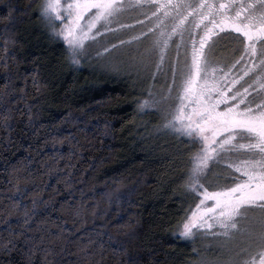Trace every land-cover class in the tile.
I'll list each match as a JSON object with an SVG mask.
<instances>
[{
    "label": "trees",
    "instance_id": "trees-1",
    "mask_svg": "<svg viewBox=\"0 0 264 264\" xmlns=\"http://www.w3.org/2000/svg\"><path fill=\"white\" fill-rule=\"evenodd\" d=\"M9 4L27 13H14V26L6 18ZM39 5L0 0V57L9 65L6 70L0 59V234L8 235L6 219L21 230L25 208L16 207L19 201L29 212L45 214L34 218L37 223L63 229L66 242L55 249H66L65 264H116L110 245L117 242L146 262L192 264L198 251L177 233L196 201L186 178L189 145L184 141L174 151L182 139L175 136L163 146L151 143L149 135L165 129L151 109L140 111L143 91L123 75L73 63L64 41L41 19ZM5 28L15 41L7 45L14 58L3 50ZM84 246L95 253L90 261L81 259ZM8 260L18 264L22 256L0 255V264Z\"/></svg>",
    "mask_w": 264,
    "mask_h": 264
},
{
    "label": "snow or ice",
    "instance_id": "snow-or-ice-1",
    "mask_svg": "<svg viewBox=\"0 0 264 264\" xmlns=\"http://www.w3.org/2000/svg\"><path fill=\"white\" fill-rule=\"evenodd\" d=\"M153 6L157 11L164 10L163 15L170 18L171 28L168 30V25L159 20L157 12H154L153 15L159 20V35L154 41V48L141 54V57L143 60L159 51L163 61L169 45L176 43L174 37H180L177 66L170 68L173 75L172 88L176 90V106L167 127L188 138L185 143L189 145L191 155L186 178L189 189L202 197L184 223L182 235L190 236L194 228L213 227L222 229L224 236H229L234 231L238 233L239 221L247 219L246 213L255 206L262 215L246 228V247L240 252L247 253L249 248H254L259 264H264V76H258L255 83L248 87L241 85L236 88L239 80L229 79V73L223 69L212 68L205 50V45L214 35L230 29L227 35L236 33V39L242 45V48L236 49L241 54L232 67L244 61L245 57L250 60L255 57L259 60L261 71H264V0H198L194 4L183 0L175 3L173 0H165L164 3H154ZM7 7L6 18L10 25H15L14 13L27 14L26 10L14 8L11 4ZM125 7L123 0H44L38 11L41 19L53 27L60 25L56 34L64 37L68 49L74 54L84 47L85 40L92 37L93 29L98 23L107 26L111 18L118 16ZM189 17H192L191 21ZM8 32L9 29L5 28L3 50L6 57L14 58L7 45L10 42L14 44L15 41L7 38ZM185 32L188 33L190 42V60L189 43L184 40ZM215 43L216 41L213 46ZM181 46L185 49L182 66L179 62ZM211 50L212 46H209L208 51ZM0 59L8 70V59ZM73 63L78 61L73 59ZM255 66L253 61V67ZM157 68L159 69V65ZM249 71L251 69L245 67L244 75L247 76ZM5 78L9 79L7 75ZM33 83L36 81L33 80ZM145 105L147 101L141 107ZM221 105H224L223 109ZM5 111L10 112V109ZM4 119L5 127H8L9 117L6 115ZM29 120L31 121V116ZM225 156L236 157V160L227 165L234 178L230 186L209 192L200 181L206 179L205 170L209 161L218 162ZM207 201L212 202L210 206ZM16 207L25 208L23 225L17 232L10 227V221L5 220V224L9 225L5 229L8 235L4 237L0 234V255L10 257L14 252L19 253L22 260L18 264H36L34 258L42 253L40 264H65L61 253L66 249L61 248V252L55 249L58 241L61 244L66 242L63 229L54 232L52 228L45 227L47 220L37 223L34 218L45 214H37L35 210L29 212L22 202L17 201ZM134 238L135 233L129 234L130 240ZM88 243L94 242L89 238ZM110 247L116 264H153L151 257L147 262L144 261L127 243L117 242ZM68 255L77 254L68 252ZM57 256H61V259L57 260ZM80 256L81 259L90 261L95 253L84 246L80 249ZM100 256L103 260V252ZM7 264L15 262L8 260ZM95 264L100 262L96 261ZM244 264H256V259L245 261Z\"/></svg>",
    "mask_w": 264,
    "mask_h": 264
},
{
    "label": "rangeland",
    "instance_id": "rangeland-1",
    "mask_svg": "<svg viewBox=\"0 0 264 264\" xmlns=\"http://www.w3.org/2000/svg\"><path fill=\"white\" fill-rule=\"evenodd\" d=\"M123 2L126 5L123 11L118 16L111 18L107 26H102L101 23H98L96 28L93 29L92 37L84 41L82 49L74 54L68 50L72 61L73 59L78 61L76 64L82 66H90L92 64L117 76L123 75L131 80L135 87L141 89L143 93L141 94L142 96L140 95V111L151 109L155 112L154 115H151V118L161 119L159 129L163 128L166 130H155L154 133L152 132V135H149L152 138L151 143L163 146L171 143L170 140L173 136L176 137V140L177 138H182L181 142L175 145L174 151L177 152L179 149H182L184 146L183 142L187 141L188 138L173 132L167 125L172 118L171 113L176 106V90L172 88L173 75L170 68L177 66V45L181 44L180 37H174L176 43L169 45V48L165 51L163 61L160 59L159 51H156L151 57L142 60L141 54L154 48V41L159 35V20H163L168 25V30L171 28L170 18H165L163 15L164 10L157 11V8L153 6L154 3L161 4L165 0H123ZM173 2H178V0H173ZM183 2L194 4L198 0H183ZM43 3L44 0H40V5ZM154 12H157L159 20L157 16L153 15ZM172 14L174 15V12ZM191 19L192 17H189V21ZM45 23L49 32L57 38L62 39L68 48L64 37L56 34L59 32L60 25L57 24L53 27L49 22L45 21ZM221 37L218 36L212 40L213 36L205 45L212 68H216L217 70L223 69L224 72L229 73V79H238L239 83L235 85L236 88H240L241 85L248 87L249 84L255 83L258 76H264V71H261L259 66V60L255 57L251 60L245 57L244 61L232 67L234 61L238 60L230 59L231 52L228 53L230 39L233 38ZM184 40L188 42L187 32L184 34ZM214 41L216 43L213 46ZM188 43V58L190 60L191 48L190 42ZM209 46H212L210 52L208 51ZM184 58L185 49L181 46L179 49V62L181 66L183 65ZM253 61L255 62V67H253ZM157 65H159V69ZM245 67L251 69L247 76L244 75ZM217 74H219V71ZM240 77L243 78L240 79ZM145 101H147V105L141 107ZM220 107L223 109L224 105ZM234 160H236L234 156H225L224 159L218 162L209 161L208 168L205 170L206 179H201L200 183L204 184L209 192L220 191L224 187L230 186L234 176L232 170L227 165ZM222 169L224 171L219 173L225 177V181L216 180V172ZM194 193L196 201L189 207L186 216L177 226V233L182 238L193 241L194 247L198 251L199 256L192 261V264H244L245 261L253 258L256 259V264H259L256 250L251 251L249 248L247 253L240 252L242 248L246 247L247 238L244 234L246 228L259 220L262 215L258 208H251L246 213L249 219H241L242 221H239L240 232L238 233L234 231L229 236H224L222 229L213 227L211 229L194 228L190 236L182 235L184 223L191 216L192 211L195 210L196 205L200 203V199L202 198L197 192ZM206 203L210 206L212 202L207 201Z\"/></svg>",
    "mask_w": 264,
    "mask_h": 264
},
{
    "label": "flooded vegetation",
    "instance_id": "flooded-vegetation-1",
    "mask_svg": "<svg viewBox=\"0 0 264 264\" xmlns=\"http://www.w3.org/2000/svg\"><path fill=\"white\" fill-rule=\"evenodd\" d=\"M230 31H231L230 29H226L225 32H219L217 35H214V38L212 40H214L218 36H220V37L224 36L225 38H227V37L233 38V39H230V46L228 47V53L231 52L229 57H230V59H239L241 53L236 52V49L242 48V45L236 39V37H237L236 33H231V35H227V33H229ZM223 171H224V169L216 172V175H215L216 180L218 179V180H221V181L222 180L225 181V177L222 174H220ZM252 208H256V207L253 206ZM247 219H249V218H247ZM240 221H242V220H240ZM250 250L253 251L255 249L254 248H250Z\"/></svg>",
    "mask_w": 264,
    "mask_h": 264
}]
</instances>
